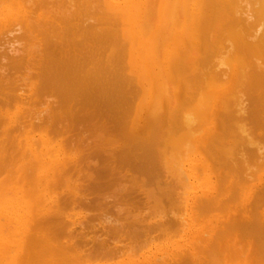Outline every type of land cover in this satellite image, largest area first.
<instances>
[{"label": "bare ground", "instance_id": "6f19581e", "mask_svg": "<svg viewBox=\"0 0 264 264\" xmlns=\"http://www.w3.org/2000/svg\"><path fill=\"white\" fill-rule=\"evenodd\" d=\"M36 95L44 100H35L39 108ZM89 120L106 130L91 129L93 141L107 146L96 142L95 156L132 162L155 182L144 188L147 198L164 199L170 217L180 216L149 224L122 215L141 239L161 228L179 239L145 251L150 239L132 240L138 248H121L126 259L107 245L101 257L118 259L109 264H253L236 237L251 238L263 254L264 0H0V264L83 262L88 251L72 240L85 222L59 212L75 204L80 189L58 191L77 169L59 141L64 128ZM214 211L222 214L210 218ZM116 212L121 216L120 207ZM116 215L112 235L105 229L110 236L125 227L116 228ZM133 251L141 255L130 259Z\"/></svg>", "mask_w": 264, "mask_h": 264}, {"label": "rangeland", "instance_id": "374dc122", "mask_svg": "<svg viewBox=\"0 0 264 264\" xmlns=\"http://www.w3.org/2000/svg\"><path fill=\"white\" fill-rule=\"evenodd\" d=\"M34 98H37V99H34L33 100V98H32V100H33V102L36 100L37 102H39V100H40V98L42 97V96H39V95H36V96H33ZM39 98V99H38ZM43 98V97H42ZM41 98V101H44L43 99ZM36 101L34 102L35 104L33 105V106H36V104H37V107L36 108H39V104L38 103H36ZM33 102L31 101V103L33 104ZM31 103H29V105L31 106ZM39 103H42V102H39ZM33 106L31 107V108H33ZM90 122H83V123H81V125L80 124H78L79 125V127H78V125H76L75 127H72V129L71 128H69V130H67L66 128H64L65 129V132H63V134L64 133H66L64 136H63V134L61 135V138L63 139H61V141H59V142H62V144H63V147L65 148V152L69 155V156H71L72 158H73V160L74 161H76V163H77V169H79V171L77 172V169L75 170L76 171V173L78 174H80V176H78V178L77 177H75L74 176V174H75V171H73V173L71 172V174H69L68 176H67V178L65 177L64 178V180L65 179H67V181H65V182H62V184H61V187L59 188V190L58 191H62L63 192V190H67V191H69V190H71V192H73V190H75V189H77V188H80V189H77V191L75 190L74 191V193L77 195H75V199H76V201H74V205L72 206V205H61L60 207H63V208H66V212H64V210H63V208H60L59 209V212L61 211H63V213L61 214L62 216H70V214L72 215V213H73V215L76 213V214H79V215H74V216H72L71 218H75V219H77L78 221L79 220H81L83 223L85 222V227L84 228H86V230L84 229V231H86V232H84L83 231V233L82 234H80L81 233V231L78 229V228H76L77 230H78V232H77V230H76V235H78V237L76 236L75 237V239H73L72 241H76L78 244H79V248L81 249V250H83L84 248L86 249V250H83V252H84V254H86V251H88L87 252V254L86 255H83L82 256V258L78 261V262H80V261H83L82 263L80 262V264H91L92 263V259H93V261H94V263H92V264H109V263H114L115 261H118V259H116V258H114V256H109V257H106V258H111L112 257V259L111 260H113V261H111V260H109L108 261V259L107 260H104L103 259V257L104 256H107V255H104V250L103 249H105V250H107L108 251V249L110 248L109 246H111V244H113L112 245V247L110 248V249H112L115 245L117 246V248L118 249H123V250H125L126 251V249L129 251L130 250V248L128 249L127 248V245L128 244H130L131 245V243H133V242H131L132 240H134L135 241V239H136V242H137V244H139V243H143V242H141V241H143L144 240V238L146 239V238H148V237H144V238H142L141 239V237H143V236H136V235H134V234H131V231L130 230H128V226H126V225H130V221H132L133 219V221H135V219L139 222V220L140 221H142V219L144 218H146V219H150L148 222H149V224H150V222H152L153 224L155 223L154 221H156L157 219H159L160 218V216H162L163 215V217L165 216H167L168 218H173L174 216H172V217H170V214H169V212L168 211H170L171 210V208L170 207H166V205L168 204V202L167 201H165L164 199H162L161 200V204L159 205L158 203V205L157 204H155L153 201H152V199H150V198H147V197H149V196H147V195H145L146 194V191H145V189L144 188H146V186L147 187H150V186H153V187H155V182L153 181V180H147V179H145V178H141L139 175H138V173H136V171H135V169H134V167H133V163L132 162H123V161H120V160H118V158H116V157H113V158H106L105 157V155H102V154H100V157H99V155H96L95 156V154L97 153V152H100V150H102L103 149V147H107L106 145H103V143H102V145H103V147H102V145L100 144H98L99 142L98 141H96V140H94L93 141V137H94V135H93V130H91V129H93V128H95L96 130H98L100 127H102V128H104V123H102V122H96V120H92V124H93V122H94V126L92 125V124H90L91 123V120H89ZM100 121V120H99ZM96 123H98L97 125H96ZM87 124V125H86ZM101 124H102V126H101ZM85 125V126H84ZM80 130H78V129ZM102 128H100V129H102ZM99 129V130H100ZM75 131V133H74V131ZM67 131H68V133H67ZM82 131V132H81ZM84 131H86L87 133L86 134H83L84 133ZM90 131V132H89ZM106 131V130H105ZM104 131V129H102V132H105ZM71 132V133H70ZM80 132V133H79ZM82 134V135H81ZM91 134H92V136H91ZM72 135H73V137L74 138H72ZM76 135V136H75ZM86 135V136H85ZM90 135V136H89ZM78 136V137H77ZM80 136H81V138H80ZM58 137V136H57ZM70 137V138H69ZM75 137H77V139H75ZM84 137V138H83ZM89 139H88V138ZM59 138V137H58ZM79 139H83V141L85 142L86 140H90V141H88V142H85V143H88V144H84V142H82L81 140L79 141ZM73 140V141H72ZM74 140H76V142H74ZM115 141L117 140V139H114ZM63 141H64V143H63ZM70 141V142H69ZM78 141H79V143H82V144H80L81 146H78L79 145V143H78ZM58 142V141H57ZM72 142H74V144H76V145H74L73 144V148H71V149H73V150H75V151H73L72 153H70V146H71V144H72ZM97 142V143H96ZM71 143V144H70ZM91 143H93V145H94V147L92 146V144ZM98 144V146H100L99 148H100V150L98 149V146L96 145V144ZM113 143H115V142H112L111 144H113ZM70 144V145H69ZM84 145H86V147H87V149L85 148L84 150H79V149H82L83 147H84ZM91 145V146H90ZM114 145H116V144H114ZM69 146V148H67ZM76 146V148H74ZM90 146V147H89ZM80 147V148H79ZM90 149H92V150H90L89 151V148ZM115 147V146H114ZM77 148H79L78 150H76ZM98 150H97V149ZM66 149H67V151H69V153L66 151ZM97 151H96V150ZM77 151V152H76ZM86 152V153H84V152ZM79 152H81V153H83L82 155H81V153L79 154ZM74 153L77 155H74ZM91 155V156H89V155ZM80 155H81V157H80ZM83 155H85V157L83 156ZM94 155V156H93ZM74 156L76 157V158H74ZM87 157H89L91 160H94L95 159V161H96V159H97V162H95L94 161V163H90V162H92L90 159H88ZM81 158V159H80ZM76 159V160H75ZM83 159H84V161L86 160L87 162H88V160H89V164H88V166H87V169H86V165H87V162H83ZM110 159H113L112 161H111V163H110ZM115 160V161H114ZM78 161V162H77ZM83 162V163H82ZM108 162H109V165L111 164V166L113 167H111V171L110 172H112V169H114V167H116L115 168V170H116V172L114 173V170H113V176L115 177H113L112 175H110V176H112V178L110 179L109 178V181H108V176H107V173L109 174L110 172L108 171V168L106 169V167H109L108 166ZM81 163V164H80ZM97 165H96V164ZM103 165H102V164ZM112 163H113V165H112ZM90 164H95L94 166H92V165H90ZM101 165V167H99ZM118 165V166H117ZM104 166V167H103ZM106 166V167H105ZM121 166V167H120ZM104 169H103V168ZM118 167H119V169H118ZM127 169H126V168ZM124 168V169H123ZM85 169V170H84ZM95 169V170H94ZM99 169V170H98ZM117 169H118V171H117ZM85 171V174L83 173L84 171ZM88 170V171H87ZM91 170V171H90ZM93 170V171H92ZM83 171V172H82ZM92 173L91 174V176L90 175H87V174H89L90 172ZM119 171H120V175L119 174H117V173H119ZM126 171V172H125ZM125 172V173H124ZM102 173V174H101ZM104 173V174H103ZM125 174V176H123V174ZM126 173H127V175H126ZM130 173V174H129ZM136 173V174H135ZM83 174V177L81 176ZM95 174V175H94ZM99 174V175H98ZM112 174V173H111ZM102 175V176H101ZM118 175H119V178H118ZM131 175H135L136 177H131ZM87 176V178H91V180H87V178L85 179V177ZM90 176V177H89ZM106 176V177H105ZM5 177V175H3L2 174V176L0 177V180L1 179H3ZM70 177V178H69ZM75 177V178H74ZM82 177V178H81ZM117 177V178H116ZM127 177H129V179L130 178H132L131 180H129ZM139 177H140V179H139ZM95 178V179H94ZM105 178H107V180L105 179ZM135 179V181H134V183L137 181V183H135V184H133V183H131V181L132 180H134ZM73 179V180H72ZM74 179H76V180H74ZM78 179H80L79 181H78ZM92 179H93V181H92ZM118 181H117V180ZM129 180V182L127 181V180ZM139 179V180H138ZM96 180H97V182H96ZM103 180H105V181H103ZM112 180H113V184L111 183L112 182ZM115 180V181H114ZM90 181V182H89ZM103 181V182H102ZM117 181V182H116ZM123 181V182H122ZM67 182V183H66ZM69 183V184H68ZM75 185H74V184ZM118 183H119V185H118ZM120 183H122V184H129V185H131V186H128V184H127V186H126V188H125V185H121ZM152 183V184H151ZM83 184V185H82ZM85 184V185H84ZM107 184H109V185H107ZM72 185H74L75 187L73 188V187H70V186H72ZM78 185L80 186V187H78ZM82 185V186H81ZM110 185L112 186L111 188H110ZM133 185V186H132ZM115 186V187H114ZM119 186V187H118ZM124 186V187H123ZM77 187V188H76ZM106 187V188H105ZM110 189H109V188ZM119 188V190H118V188ZM81 188H83V189H81ZM113 188V189H112ZM124 190H123V189ZM129 189V191H128V189ZM87 189H88V191H87ZM140 189H141V191H140ZM153 189H156V188H153ZM81 190V191H80ZM83 190V191H82ZM101 190V191H100ZM108 190H112L111 192L110 191H108ZM118 190V191H117ZM121 190V191H120ZM126 190V192L124 193H122V191H125ZM136 190H138V191H136ZM80 191V192H79ZM108 191V192H107ZM131 191V192H130ZM135 191H136V193H135ZM145 191V192H144ZM85 195V197H84V195L82 194V193ZM89 192V193H88ZM103 192V193H102ZM104 192H106L107 193V196H108V199H106L107 198V196H106V194L104 193ZM112 192H113V195H115V196H113L112 195ZM118 192V193H117ZM138 192H140L139 194H138ZM142 192V193H141ZM144 192V193H143ZM158 192V191H157ZM79 193L81 194V196L83 195V197H80V196H78L79 195ZM97 193V194H96ZM134 193V194H133ZM62 194V193H61ZM60 194V196H62ZM87 194H89V195H87ZM102 194H104V195H102ZM111 194V195H110ZM128 194H130V196L128 195ZM144 194V195H143ZM94 195V196H93ZM98 195V196H97ZM142 195V196H141ZM103 196H106L105 198H103ZM110 196H113V197H110ZM132 196V197H131ZM146 196V197H145ZM86 197H88V198H86ZM93 197V198H92ZM109 197L111 198V199H109ZM126 197H128V198H126ZM63 198H64V196H63ZM80 198V199H79ZM102 198H103V200H102ZM112 198H114V199H112ZM147 198V199H146ZM85 199H87V202H86V200ZM105 199H106V201H105ZM123 199V200H122ZM82 200H84V202L82 201ZM91 200V201H90ZM113 200V201H112ZM120 200H122L121 201V203H120ZM126 200V201H125ZM149 200V201H148ZM101 201V202H100ZM109 203H108V202ZM117 201L119 202V203H117ZM103 202V203H102ZM112 202L114 203V204H117V207H120V212L122 211V208L121 207H124L125 209H123V214H122V212H121V216H119V214L116 212L117 211V207H116V205L114 206V204H112ZM122 202H123V204H122ZM60 203H61V201H60ZM79 203V204H78ZM106 205H105V204ZM62 204H64V202H62ZM88 204V205H87ZM92 206H91V205ZM100 204V206L98 207V205ZM109 204H112V205H109ZM120 204H122L123 206H118V205H120ZM163 204V205H162ZM77 205H79V206H77ZM94 206V207H93ZM102 206H104V207H102ZM110 206V207H109ZM144 206V207H143ZM163 206L164 208L163 209H161V207ZM168 206V205H167ZM77 207H78V209H77ZM80 207V208H79ZM82 207V208H81ZM111 207H113L114 209H116V213H117V215L119 216L118 218H117V215L116 214H114L115 212L112 210V208ZM116 207V208H115ZM135 207V208H134ZM69 208L70 209H72V210H69ZM85 208L87 209V212H84L85 211ZM100 208V209H99ZM102 208H104V209H102ZM166 208H168V209H166ZM169 208H170V210H169ZM62 209V210H61ZM68 209V210H67ZM84 211H83V210ZM75 210H77V211H75ZM88 210H91V211H88ZM101 210H103V211H101ZM106 210H107V212H106ZM108 210H109V213H108ZM118 210H119V208H118ZM125 210V211H124ZM143 210V211H142ZM160 210H162L163 212H161ZM95 211V212H94ZM105 211V212H104ZM113 212V213H110V212ZM167 211V212H166ZM177 211H179V210H177ZM58 212V213H59ZM92 212V213H91ZM124 212L127 214V215H125L124 214ZM129 212V213H128ZM143 212V213H142ZM155 212H157V213H155ZM165 212V213H164ZM181 212V211H180ZM66 213V215H64ZM67 213H68V215H67ZM101 213H104V215L103 214H101ZM140 213V214H139ZM174 213H177V212H174ZM222 214V212H218V211H214V212H211V213H209V217L211 218L213 215H218V216H220L221 214ZM142 214H144V216L142 215ZM153 214H155V215H153ZM156 214H158V215H156ZM168 214V215H167ZM180 213L178 212V215H179ZM97 215V216H96ZM100 217H99V216ZM110 215V216H109ZM114 215H116V220L118 219V220H120V218L122 217V215L124 216V221H126V218L127 219H129L127 222H128V224L126 223V222H124L122 219H123V217L121 218V220H122V223H123V225L122 224H120L119 222L121 221H119L118 222V220H117V222H116V225L118 226H116V228H118L119 230H120V228L121 229H123L122 227H124V224H125V227H124V230H122V232H121V234H122V236H121V234L120 233H117L116 235H114V236H110V235H112V231L113 230H111L110 229V223L111 222H114V219H115V216ZM131 216V217H129V216ZM140 215V216H139ZM152 217H151V216ZM160 215V216H159ZM82 216H83V219H81L82 218ZM102 216V217H101ZM128 216V217H127ZM140 217V218H138V217ZM142 216V217H141ZM155 216V218H153ZM159 216V217H158ZM111 217H112V220L113 221H111ZM126 217V218H125ZM137 217V218H136ZM158 217V218H157ZM162 217V218H163ZM180 217V216H179ZM178 217V218H179ZM94 218V219H93ZM114 218V219H113ZM133 218V219H132ZM151 218H153V219H151ZM175 219H178L177 218V216L176 217H174ZM209 218V219H210ZM87 219V220H86ZM145 219V220H146ZM167 219V218H166ZM174 219V220H175ZM95 221L94 223H93V221ZM98 220V221H97ZM101 220V221H100ZM144 220V222H147V220L145 221ZM107 221V222H106ZM109 221H110V223H109ZM132 221V222H133ZM89 222H91V224L89 223ZM100 222V223H99ZM106 222V223H105ZM147 222V223H148ZM57 223V222H56ZM59 223V222H58ZM117 223H119L120 224V226H119V224H117ZM151 223V224H152ZM55 224V223H54ZM94 224V225H93ZM102 224V225H101ZM113 225H115L114 223L111 225V227L113 226ZM122 225V226H121ZM55 226H58L57 224L55 225ZM79 226V225H78ZM96 226V227H95ZM131 226V225H130ZM130 226H129V228H130ZM54 228L53 226H49V228ZM120 227V228H119ZM104 228V230L105 229H107V230H110V232H111V234L110 235H108V231L107 230H103V232H102V229ZM178 228V227H177ZM93 229V230H92ZM128 230V234L126 233L127 232V230ZM131 229V228H130ZM162 230H163V228H161ZM157 230V231H155V232H151V233H149L150 235L152 234V233H155V234H153V236L154 237H157V235H158V237H157V241L155 240V238L153 237V239H154V241H153V239L151 240L150 238H152L151 236L148 238V239H150L151 241H149L148 239V241L149 242H147V244L146 245H144V248H143V250L145 251V250H149L148 249V246H150L151 248H153V247H161V246H168V245H170L172 242H174V241H176V240H178L179 239V235H178V233L177 234H175L174 232H173V229H169V228H167V229H165L164 228V231H162V230ZM167 230V231H166ZM171 230V231H170ZM133 231V230H132ZM99 233V235H96L97 233ZM106 232V233H105ZM157 232V233H156ZM163 232V233H162ZM173 233V234H172ZM103 234V235H102ZM120 234V235H119ZM129 234H130V237H129ZM169 234V235H168ZM82 235V236H81ZM93 235V236H92ZM161 235V236H160ZM173 235V236H172ZM176 235V236H175ZM80 236V237H79ZM84 236H88V237H84ZM95 236H97L96 237V241H94L95 240ZM99 236H102L103 238H101V237H99ZM117 237L118 239L117 240H115L116 242L118 241H122V242H124L122 245H119L120 244V242H119V244L117 243H115V241H114V243H113V238L114 237ZM160 236V237H159ZM81 237H83V238H81ZM105 237H107V238H105ZM111 237H112V239L113 240H108V238L109 239H111ZM120 237V238H119ZM122 237H124V239L122 238ZM126 237H128V238H130L131 240H129L130 242H128V238H126ZM122 238V239H121ZM158 238H159V240H158ZM237 238V241L239 242V243H236V247H240V246H242V248H243V250L245 251V253L246 254H248L249 256H250V258H251V262L253 263V264H264V261H262L263 260V258H261V257H264L263 256V254H264V252H263V254L261 255V253H260V251L259 252H257V248H256V244H255V242L251 239V238H247L246 237V239L245 238H242V237H236ZM83 239H85L84 240V242H83ZM88 239V240H87ZM116 239V238H115ZM121 239V240H120ZM170 239V240H169ZM242 239V240H241ZM245 239V240H244ZM99 240V241H98ZM111 241V242H110ZM128 243H127V242ZM261 242L260 243H263L262 241H264V240H260ZM94 242V243H93ZM139 242V243H138ZM146 242V241H145ZM92 243H93V245H92ZM160 243V244H159ZM67 244V243H66ZM65 244V245H66ZM98 244H100V246H102L101 248H99L100 246H98ZM135 244V243H134ZM103 245H104V247H103ZM107 245H109V246H107ZM257 245H258V243H257ZM132 246V245H131ZM138 246V245H137ZM141 246V245H140ZM259 246V245H258ZM108 247V248H107ZM129 247V246H128ZM136 247V245H133L131 248L132 249H134ZM145 247H147V249H145ZM149 247V248H150ZM96 248H98V249H96ZM136 248H138V247H136ZM135 248V249H136ZM150 248V249H151ZM246 248V249H245ZM121 249V250H122ZM90 250V251H89ZM100 250H102V252L100 251ZM120 250V251H121ZM121 251V252H123L122 254H124L123 256L121 255V254H119V255H121L122 256V258H124V259H126V258H128V257H125V251ZM139 250V249H138ZM142 250V251H143ZM127 251V252H128ZM98 252V253H97ZM134 252V251H133ZM138 252V251H137ZM136 251L133 253V254H131L132 253V250H131V253L129 252V253H126L129 257H130V259H132V258H134V257H136V256H139V255H141V253L139 252V255H137L136 253H137ZM100 253H102V254H100ZM120 253V252H119ZM209 253L210 252H208L207 254L205 253L204 255L206 256H204V259H207V257L209 256ZM99 254H100V258H99V260H98V257H99ZM106 254V253H105ZM229 254V253H228ZM228 254L227 253H224L223 255H221V256H225V257H227V262H230V256H228ZM260 254V255H259ZM126 255V256H127ZM208 255V256H207ZM230 255V254H229ZM101 256H103V257H101ZM118 256V255H117ZM217 256H218V254H217ZM220 257V256H219ZM218 257V258H219ZM102 258V259H101ZM105 258V257H104ZM114 258V259H113ZM210 257H208V259H209ZM86 259H88V260H86ZM203 259V260H204ZM262 259V260H261ZM90 260V261H89ZM102 260V261H101ZM104 260V261H103ZM89 261V262H88ZM87 262V263H86ZM99 262H101V263H99ZM103 262V263H102ZM79 264V263H78Z\"/></svg>", "mask_w": 264, "mask_h": 264}]
</instances>
